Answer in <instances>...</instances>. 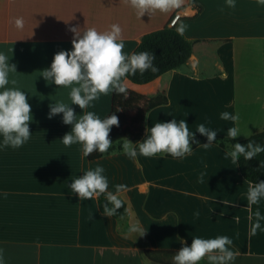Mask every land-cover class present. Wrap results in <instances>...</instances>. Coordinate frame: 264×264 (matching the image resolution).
Here are the masks:
<instances>
[{
  "label": "crops",
  "instance_id": "1",
  "mask_svg": "<svg viewBox=\"0 0 264 264\" xmlns=\"http://www.w3.org/2000/svg\"><path fill=\"white\" fill-rule=\"evenodd\" d=\"M176 15L170 26L183 27L179 32L195 43L188 65L146 85L124 78L130 91L149 99L165 93L168 99L147 115L142 140L154 123L173 118L185 119L190 132L204 123L223 137L238 126V141L264 131V5L258 0H236L235 8L225 0H180L177 8L144 16L126 0H0V51L16 65V86L28 91L33 117L24 145L0 149V249L6 264H156L145 250L177 252L195 236L219 235L232 238L234 264H264V230L251 233L256 209L264 214V199L248 205L249 182L238 162L225 158L228 150L212 144L183 158L133 160L122 152L89 161L80 144L62 143L71 131L63 114L49 119V106L67 100L68 89L49 84L39 72L56 53L72 50V27L103 32L118 24L123 51L131 55L144 35L165 28ZM17 17L24 20L22 29L15 26ZM113 94H101L85 110L71 107L76 115L93 111L104 118ZM223 111L239 120L220 119ZM96 166L105 169L109 191L128 186L121 195L129 211L123 222L102 215L99 196L79 200L70 189L73 179ZM137 221L142 231L128 233Z\"/></svg>",
  "mask_w": 264,
  "mask_h": 264
},
{
  "label": "clouds",
  "instance_id": "2",
  "mask_svg": "<svg viewBox=\"0 0 264 264\" xmlns=\"http://www.w3.org/2000/svg\"><path fill=\"white\" fill-rule=\"evenodd\" d=\"M138 14L144 16L149 11L159 10L168 12L180 6V0H126ZM230 8L236 7V0H225ZM264 5V0H258ZM223 10V9H221ZM178 19V17L176 18ZM175 23V20L173 21ZM15 26L24 27L22 17L15 19ZM74 33L72 50L60 51L54 55L49 68L40 71L49 84L63 86L68 89L67 100L55 99L51 104L49 119L63 114V123L71 125V131L62 138L65 146L80 144L83 156L88 157L93 152L107 153L113 146L109 133L113 126H119V119L115 113L101 118L93 111H83L82 115H76L71 105H78L81 109L88 108L93 101L98 100L101 94L114 92L127 96L124 82L126 74H135L139 71L157 72L159 69L154 64L155 56L148 51L125 53L122 29L118 24H113L110 31H98L96 28H87L81 33L78 27L70 29ZM183 27L178 31L183 32ZM13 51V49H9ZM11 57L4 51H0V149L11 146L19 148L31 137L29 123L32 121L31 105L28 102L26 92L16 86V65L10 64ZM120 109H117L119 111ZM220 119L239 120L237 114L223 111ZM146 138L133 143L127 137L122 138L124 155L129 159H136L138 155L152 157L158 153H167L174 158H183L193 152L191 142L198 132L207 138L204 147H209L216 141L217 131L206 127L204 123L198 125L195 132H190L185 119L173 118L170 122L159 121L147 128ZM242 135L238 126L227 129V137L235 139ZM264 153V144L249 140L245 145L235 143L231 151L225 153V158H231L236 163L241 156L245 160H251L258 154ZM260 167H264V161H259ZM102 166L89 169L73 179L70 185L72 193L78 194L80 199H92L94 196L104 195L102 215L112 217L124 207L121 199L122 193L128 190L126 184H116L115 191H109V180L104 174ZM204 173H200L199 182H203ZM264 199V180L258 183H249L247 190V203L249 206L258 204ZM127 211V209H125ZM198 216L199 213L197 212ZM256 219L251 226V233L255 234L262 228L264 214L259 208L254 213ZM121 214V219H123ZM128 233L141 232L139 222L130 223ZM233 244L231 237L219 235L215 238H202L195 236L190 246L184 244L172 257L173 264H201L203 260L207 264H234L235 253L230 247ZM0 264H6L4 250L0 249Z\"/></svg>",
  "mask_w": 264,
  "mask_h": 264
},
{
  "label": "trees",
  "instance_id": "3",
  "mask_svg": "<svg viewBox=\"0 0 264 264\" xmlns=\"http://www.w3.org/2000/svg\"><path fill=\"white\" fill-rule=\"evenodd\" d=\"M167 25L165 28L146 34L142 37L139 46L133 53L148 51L154 54V64L159 69L153 73L150 70L141 74L137 71L135 74H126L125 78L135 85L149 84L166 73L181 69L188 65L190 58L193 55L194 42L188 40L180 33L175 26ZM127 90V96L124 94H113L112 110L119 119V126H113L109 133V138L113 141V146L107 153L93 152L87 158L89 161H96L105 156L115 153H122V138L127 137L133 143L140 142L145 131V120L149 112L153 109L166 105L168 99L165 93L159 94L154 99H149L142 94ZM117 109H120L117 111ZM249 140L256 143L264 144V131L256 133L249 138L238 141L223 136H218L213 144L218 145L222 149L231 151L235 143L245 145ZM207 143V138L203 135L196 136L191 142L192 150ZM164 155L169 158H174L167 153H158L155 156ZM187 155V154H186ZM259 161H264V153L258 154L251 160H245L242 156L238 161V166L241 175L247 182L258 183L264 180V167H260ZM124 201V200H123ZM104 195L98 197V205L103 212V203H105ZM127 209V211H125ZM128 207L124 201V207L117 211V214L112 216L118 221L123 222L128 215ZM123 214V219H121ZM176 252L169 251H150L145 250L146 257L156 264H173V255Z\"/></svg>",
  "mask_w": 264,
  "mask_h": 264
},
{
  "label": "built area",
  "instance_id": "4",
  "mask_svg": "<svg viewBox=\"0 0 264 264\" xmlns=\"http://www.w3.org/2000/svg\"><path fill=\"white\" fill-rule=\"evenodd\" d=\"M178 17V15H176L175 17H174V19H173V21L175 20V22L177 21V18ZM173 21L171 22V25H174L175 23H173Z\"/></svg>",
  "mask_w": 264,
  "mask_h": 264
}]
</instances>
